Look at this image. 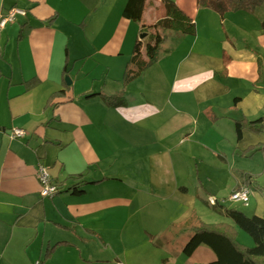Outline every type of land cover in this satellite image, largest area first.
I'll use <instances>...</instances> for the list:
<instances>
[{
    "label": "crops",
    "instance_id": "0c3cea01",
    "mask_svg": "<svg viewBox=\"0 0 264 264\" xmlns=\"http://www.w3.org/2000/svg\"><path fill=\"white\" fill-rule=\"evenodd\" d=\"M126 1L0 0V13L14 7L26 12L0 29V264H21L8 255L29 240H39V248L45 240L87 242L83 237H102L106 222L119 232L121 210L127 223L142 209L179 208L175 223L188 219L197 202L213 210L210 196L225 207L235 190L233 161L264 144L263 134L248 130L237 141L234 127L235 121L263 115L264 2L220 15L198 7L196 0H171L193 21L195 35L165 33L156 63L124 86L134 47L145 53L142 30H154L164 17L161 0H146L140 22L128 21L121 15ZM19 19L25 22L19 29L23 38L9 55ZM25 41L31 49L27 56ZM66 54L72 64L83 62L81 70L90 63L82 76L99 78L102 88L96 92L89 83L76 89L82 78L77 73L63 88L64 99L74 96L72 103L47 109L48 97L62 88ZM33 77L41 84L26 92L23 83ZM95 93L120 96L125 104L108 106L102 96L90 97ZM14 128L26 137L10 140ZM39 164L61 190L51 199L39 194ZM199 165L225 177L224 188L214 191L231 190L226 198L200 182ZM251 176L264 184V170ZM234 181L240 186L238 176ZM76 184L80 195L69 191ZM263 206L264 193L255 208L263 212ZM228 219L209 224L232 226ZM241 238L251 247V239Z\"/></svg>",
    "mask_w": 264,
    "mask_h": 264
},
{
    "label": "rangeland",
    "instance_id": "374dc122",
    "mask_svg": "<svg viewBox=\"0 0 264 264\" xmlns=\"http://www.w3.org/2000/svg\"><path fill=\"white\" fill-rule=\"evenodd\" d=\"M18 9L23 10L21 8ZM93 16L96 17V15ZM108 16L109 15L106 17ZM19 21L18 24L14 25L17 28L15 35L9 38L7 47V53L9 55H12V53L15 52V48L19 45L23 38V31L19 29H21L20 26H24L23 24L25 22L20 19ZM83 23H85V20ZM144 34L145 33L143 32L141 33V35ZM22 52L26 56L31 54L29 41H25V43H23ZM65 59L67 60L68 73H66L64 76L61 74L62 88H56L52 94L57 93L61 89L63 90V80L65 85H68L66 80L71 82L75 79L77 73H79L82 78H80L81 81L76 84V89H80L81 91L82 88L87 87L89 83H92L91 89L96 92L100 91L102 85L101 81H99V78H96L95 76L96 79L93 80L92 78H84L82 76V73L84 70L88 69L90 63L86 64L85 68L81 70L83 62H81V64H72V60H70L71 58H69L68 55L67 57L65 56ZM66 60H64V63ZM101 69L106 70V67L95 68L96 72L99 73ZM98 81L100 82L99 84ZM110 81L113 80L110 79ZM40 84L41 82L39 80V83L36 87H38ZM110 87H112V85H110ZM50 96L45 103V107ZM92 96L103 97V95L98 93L92 94L90 97ZM116 97L120 96L116 95ZM73 99L74 96L71 97L70 102L65 104L72 103ZM102 99L106 104L108 103L104 97ZM53 101V106H61L63 105L62 101H64V98L63 96H60L55 98ZM76 106L81 105L78 104ZM263 155L264 153H256L245 158L238 157L233 161L235 162V166L233 168L235 175H233V178H231L233 190L235 188V176L239 177L240 174L259 175L262 173L264 170ZM198 167L200 182H202L203 185H207L209 188H211L210 191L213 193V195L215 194L217 196H224L226 198L231 190L227 192L223 191L221 194H217V192L214 191L215 186H218V188H221V190L224 188L223 181L225 177L219 172H214L210 169H201V165ZM205 176H209L210 181H207ZM259 186L263 187L264 184H259ZM253 193V195H250L247 207H242L230 202H227L225 207L238 209L247 216L257 214L263 217L264 210L263 212L259 210L260 208L256 210L255 205L256 201L262 198L264 191L256 190L253 191ZM197 204L198 205H196V209H192V213L188 219L184 220L183 222L179 221L175 223H172L171 221L174 219L178 211H180L179 208H172L171 210L166 211L161 209H142L139 210V214L136 216V218L133 220L129 218L130 221L127 223L124 222V220L128 218L127 214L124 210H121V212L117 214V216H120L118 226L119 232L116 231V224L114 229L111 225H107L106 222V225L103 226L104 229L101 230L102 237H83L87 242L83 241L81 243L78 241L69 243L65 241H58L53 243L47 242L45 240L43 245L39 248V240H29L27 244L24 245V248L22 247V250L19 249V246L15 247L13 252L17 250V253L9 254L8 259H15L16 261H14V263L17 262L21 264H35L36 262L39 264H208V262L213 259V255L205 246L201 247V249L191 258L185 257L182 254V248L189 239L190 235L188 230L185 229H189L193 225L196 226L199 224V222L209 224L210 219L224 221L226 217L217 215V212L215 213L214 210L210 209L203 203L197 202ZM117 216L114 215V217ZM197 218H199L201 221H197L194 224ZM231 224L234 226L233 223ZM235 228L240 234V237L237 238V241L240 244L245 245L241 235L245 236L249 240L250 237L237 227ZM252 245L253 244H251V246Z\"/></svg>",
    "mask_w": 264,
    "mask_h": 264
},
{
    "label": "trees",
    "instance_id": "16d2710c",
    "mask_svg": "<svg viewBox=\"0 0 264 264\" xmlns=\"http://www.w3.org/2000/svg\"><path fill=\"white\" fill-rule=\"evenodd\" d=\"M146 0H127L123 10L122 18L139 23L142 17ZM264 0H196L197 6L200 8H212L220 15L225 12H238L241 10H253ZM164 8V17L159 19L154 26V30L150 28L143 29V33H147L145 37L146 49L143 56L137 52L136 46L131 54L128 63L125 66L122 82L124 86H128L135 79L141 76L149 67L156 63L159 57L161 45L166 41L165 33H177L181 35L194 36L196 33L193 21L171 0H161ZM53 18L47 20L51 23ZM154 46L150 48V45ZM67 57V54L65 55ZM66 60V59H65ZM67 71V60L64 63L62 75ZM39 83L37 78H32L23 83L24 90L30 91ZM64 87L66 85L63 80ZM65 89L52 94L46 104V108H52L54 99L65 95ZM108 101V106L120 107L125 104V100L120 97L103 96ZM67 98L62 104L70 102ZM236 139L239 141L242 132L248 130L254 134L264 135V108L263 115L256 120H239L235 121ZM246 153L252 156L256 153H264V144L250 147ZM245 155V154H243ZM82 175L74 176V179H80ZM240 186H246L251 191H264V186L260 187L253 177L248 174L239 175ZM81 184L72 186L73 194L80 195L82 191L77 188ZM240 186H236L235 190ZM183 190V189H182ZM61 191V190H60ZM59 191V192H60ZM213 210L223 214L229 218L234 225L246 233L252 240L251 247L244 246L237 241V233L234 227L227 224H204L199 222L189 228V239L182 248V254L185 257H191L200 246H205L213 255V260L208 264H264V217L257 215L247 216L242 211L235 208H226L218 202L213 206Z\"/></svg>",
    "mask_w": 264,
    "mask_h": 264
},
{
    "label": "built area",
    "instance_id": "2783aa9c",
    "mask_svg": "<svg viewBox=\"0 0 264 264\" xmlns=\"http://www.w3.org/2000/svg\"><path fill=\"white\" fill-rule=\"evenodd\" d=\"M19 16L25 17L26 12L16 7L1 12L0 29L4 28L8 24L15 22L17 17ZM25 137L26 132L18 128L11 129L8 133V138L10 140L23 139ZM36 177L39 184V194L41 198L51 199L59 193L60 188L58 184L54 181V179L51 177L47 167L42 164H39L37 166ZM250 194L251 190L248 187L240 186L239 189L234 190L225 201H228L232 204L240 205L242 207H247L249 203ZM217 202L220 203L215 197L210 196L207 198V204L209 206L213 207L216 205ZM35 264L39 263L36 262Z\"/></svg>",
    "mask_w": 264,
    "mask_h": 264
},
{
    "label": "water",
    "instance_id": "95a60500",
    "mask_svg": "<svg viewBox=\"0 0 264 264\" xmlns=\"http://www.w3.org/2000/svg\"><path fill=\"white\" fill-rule=\"evenodd\" d=\"M144 35H145V34H144ZM144 35H141V38H143ZM66 83L69 85V84H70V81L66 80Z\"/></svg>",
    "mask_w": 264,
    "mask_h": 264
}]
</instances>
